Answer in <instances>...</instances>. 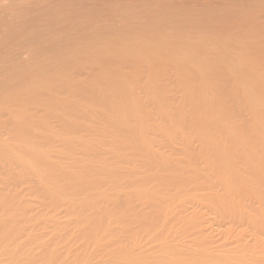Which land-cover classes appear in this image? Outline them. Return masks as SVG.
Segmentation results:
<instances>
[{
    "label": "bare ground",
    "instance_id": "6f19581e",
    "mask_svg": "<svg viewBox=\"0 0 264 264\" xmlns=\"http://www.w3.org/2000/svg\"><path fill=\"white\" fill-rule=\"evenodd\" d=\"M0 264H264V0H0Z\"/></svg>",
    "mask_w": 264,
    "mask_h": 264
}]
</instances>
